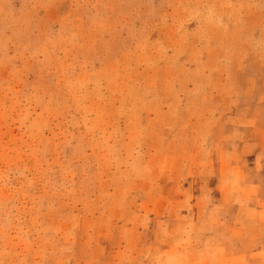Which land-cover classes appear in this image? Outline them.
Returning <instances> with one entry per match:
<instances>
[{
    "label": "rangeland",
    "instance_id": "374dc122",
    "mask_svg": "<svg viewBox=\"0 0 264 264\" xmlns=\"http://www.w3.org/2000/svg\"><path fill=\"white\" fill-rule=\"evenodd\" d=\"M0 264H264V0H0Z\"/></svg>",
    "mask_w": 264,
    "mask_h": 264
}]
</instances>
